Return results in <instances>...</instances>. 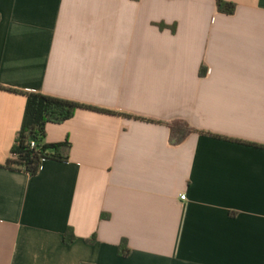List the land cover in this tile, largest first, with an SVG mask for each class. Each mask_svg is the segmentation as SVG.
I'll use <instances>...</instances> for the list:
<instances>
[{"label":"crops","instance_id":"obj_1","mask_svg":"<svg viewBox=\"0 0 264 264\" xmlns=\"http://www.w3.org/2000/svg\"><path fill=\"white\" fill-rule=\"evenodd\" d=\"M217 1L0 0V85L116 112L49 124L31 176L0 90V264H264V0Z\"/></svg>","mask_w":264,"mask_h":264},{"label":"trees","instance_id":"obj_2","mask_svg":"<svg viewBox=\"0 0 264 264\" xmlns=\"http://www.w3.org/2000/svg\"><path fill=\"white\" fill-rule=\"evenodd\" d=\"M217 8L221 13L232 15L236 11V4L224 0H218ZM158 26L161 29L168 27L165 23H160ZM171 30L175 32L176 27L171 26ZM0 90L22 94L27 98L22 125L16 136L11 156L5 165L11 170L25 172L31 176L39 173L40 166L44 161L57 160L66 162L69 159L71 143L68 139L61 143L46 142L47 126L49 124H62L72 119L79 109L116 114V112L111 110L101 109L95 106L45 95L38 92L22 91L2 85H0ZM126 116L150 123L161 124L160 122L142 117H133L131 115ZM178 126L182 127L181 130L187 129V126L182 123H174L172 125L174 134L176 133V128ZM32 142L36 143L35 147H32ZM251 145L264 148L263 145ZM102 218L105 219L107 216L104 214ZM75 239L76 236L69 229L65 234V242L67 244H71ZM87 241L94 244L96 242V237L87 239ZM119 253L122 257H127L130 254V248L127 240L124 239L121 242L119 246Z\"/></svg>","mask_w":264,"mask_h":264},{"label":"built area","instance_id":"obj_3","mask_svg":"<svg viewBox=\"0 0 264 264\" xmlns=\"http://www.w3.org/2000/svg\"><path fill=\"white\" fill-rule=\"evenodd\" d=\"M36 143L35 142H32V147H35ZM181 198L184 200L186 199V196L185 195H182Z\"/></svg>","mask_w":264,"mask_h":264}]
</instances>
